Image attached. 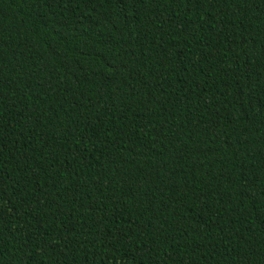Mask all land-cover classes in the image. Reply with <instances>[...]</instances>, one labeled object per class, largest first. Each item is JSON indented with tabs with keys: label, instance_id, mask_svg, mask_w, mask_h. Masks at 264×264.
Masks as SVG:
<instances>
[{
	"label": "trees",
	"instance_id": "1",
	"mask_svg": "<svg viewBox=\"0 0 264 264\" xmlns=\"http://www.w3.org/2000/svg\"><path fill=\"white\" fill-rule=\"evenodd\" d=\"M0 264H264V0H0Z\"/></svg>",
	"mask_w": 264,
	"mask_h": 264
}]
</instances>
